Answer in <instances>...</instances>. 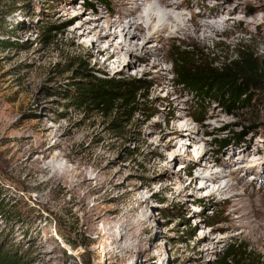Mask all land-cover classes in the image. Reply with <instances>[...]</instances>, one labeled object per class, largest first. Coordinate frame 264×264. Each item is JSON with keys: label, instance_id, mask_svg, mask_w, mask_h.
I'll return each instance as SVG.
<instances>
[{"label": "rangeland", "instance_id": "rangeland-1", "mask_svg": "<svg viewBox=\"0 0 264 264\" xmlns=\"http://www.w3.org/2000/svg\"><path fill=\"white\" fill-rule=\"evenodd\" d=\"M90 1L21 0L20 8L0 19V36L17 42L0 46V188L7 201L0 214L1 242L27 255V264H84V260L85 264H214L238 242L249 244L264 259V85L251 87L249 106L228 109L177 84L171 63L175 49L194 47L221 62L244 43L264 68V0L222 1L224 12L218 10V16L230 10L233 18L248 26L233 22L228 31L205 40L184 34L169 38L165 31L161 42L146 43L163 53L156 65L124 53L125 60L121 58L116 67L106 66L105 56L92 47L96 36L82 38L72 31L85 16L137 20L120 6L123 0ZM180 1L187 8L170 10L188 14L185 19L197 23L215 19L207 12L212 0ZM201 1L205 6L198 7ZM238 4L246 13L234 10ZM42 22L62 24L51 44L39 34ZM107 30L112 35L115 29ZM105 32L101 31L103 36ZM136 42L141 51L145 40ZM80 63L115 78L147 79L142 91L145 103L121 128L111 127L110 116L93 105L81 106L67 98L65 88L71 86L73 68ZM181 112L187 130L176 123ZM200 135L199 144L217 163L209 158L194 164L190 152H182ZM232 135L235 138L228 144L218 145L219 139ZM38 137L49 138L42 147L59 143L50 151L60 155L59 163L46 168L28 163L36 144L32 138ZM180 139L181 148L176 144ZM40 154L33 151L30 156ZM210 163L211 170L225 171L226 177L217 181L231 184L227 192L211 191L218 185L201 173L202 164ZM79 168L86 169L90 183L74 191L77 177L71 171ZM179 177V185L168 186V180ZM92 218L98 225H90ZM106 219L115 226L103 223ZM139 219L145 226H126ZM201 232L205 235L199 236ZM119 237L120 250L107 252ZM216 237L224 241L217 242ZM65 238L79 243L70 246Z\"/></svg>", "mask_w": 264, "mask_h": 264}, {"label": "trees", "instance_id": "trees-1", "mask_svg": "<svg viewBox=\"0 0 264 264\" xmlns=\"http://www.w3.org/2000/svg\"><path fill=\"white\" fill-rule=\"evenodd\" d=\"M18 1L21 0H0L1 20L21 7ZM84 1L91 3L90 0ZM61 27L62 24L42 22L39 34L46 44H51L60 33ZM12 44L17 42L0 36V46L7 47ZM172 54V72L177 84L189 89L200 99H214L228 109L249 106L251 87L264 85V68L244 43L238 44L235 54L225 57L221 62L208 58L202 50L194 47L175 49ZM72 57L67 56L69 60ZM73 72L75 74L70 79L71 86L67 85L65 88L68 92L67 98L74 104L93 105L98 108L103 114L110 116L109 124L113 128H119L123 121L126 122L145 103L146 98L142 91L148 83L141 76L115 78L100 72L98 68L94 69L88 63H80L73 68ZM234 138L235 135L219 139L218 145L224 146ZM1 194L0 188V214H3L7 201ZM58 231L61 233L59 228ZM65 239L70 246L75 247L79 243L73 238ZM89 242L81 240V243ZM26 257L27 255L18 254L12 244L2 243L0 240V264H27ZM214 264H264V259L249 244L238 242L232 244Z\"/></svg>", "mask_w": 264, "mask_h": 264}, {"label": "bare ground", "instance_id": "bare-ground-1", "mask_svg": "<svg viewBox=\"0 0 264 264\" xmlns=\"http://www.w3.org/2000/svg\"><path fill=\"white\" fill-rule=\"evenodd\" d=\"M180 0H156L158 6H154L153 1L151 0H141L140 3H135V1H128V0H123L122 4L120 5L121 7H126L125 9H129L128 13L133 15V19L135 20H129L127 23L123 21L122 17H119L117 20H110V16H103V14H97L96 17H90V16H85L84 20L76 25L74 30L72 31L73 34H76L82 38H87L90 35L96 36L95 41L92 43V47L97 48L100 53H102L105 56V62L106 66L110 67H116L118 65V62H120L121 58H124L122 60H125L124 53L125 54H130L134 55L137 57V61H143L146 65H156V60L160 59L162 60L163 58V53L158 49H151L150 46L146 45L149 41L152 39L154 41L161 42L163 40V35L162 33L167 31L169 33V38H174L177 37L178 34H184L185 36H189L192 39L195 38H201L202 40L205 39H210L212 38V35L215 33H219L222 31H228L227 27L229 24L233 22H237L238 24L242 23V28L243 26H248V24L241 22V20H237L233 18V15H230L231 11L226 10L225 14L223 16H218V10H222L224 12L223 4L222 1L224 0H212L211 2L213 3V7L211 9L207 8V12L209 16L214 17V20L211 21H206V20H201L200 23L197 22H192L191 20L185 19L183 16H187L188 14H182L179 12H173L170 9L173 8L176 10L177 8H187L186 2H179ZM155 2V3H156ZM198 7H201L202 5L205 6V2L201 1L198 3ZM201 4V5H200ZM197 7V8H198ZM83 8V6H82ZM236 11H243L246 13L244 10V6L242 5H236L234 8ZM95 11V10H94ZM93 11V12H94ZM84 12L83 10L77 12L78 14H81ZM101 13V12H98ZM127 13V12H126ZM125 13V14H126ZM140 21V22H138ZM108 28H113L115 29L113 34L110 35L108 32ZM101 31H106L104 36L102 35ZM119 38L118 41H116V38ZM139 38L144 39V45L141 48V51L139 48L137 49L136 45ZM198 40V39H197ZM101 45H105L101 48ZM154 60H150L149 57H152ZM131 64L128 62V65ZM164 74L160 72V75ZM163 76V75H162ZM158 76V78H162ZM168 84V81H167ZM162 89L166 87V85H162ZM178 100V99H177ZM185 115V112H181L179 119H177L176 123L180 125V123L183 125L182 128H185L186 130L189 129L187 127V123H183L182 117ZM178 126V125H177ZM192 130L195 131H202L200 130L199 127H193ZM183 134L184 132H180ZM196 138V137H193ZM202 139V136L200 135L196 140L192 141V146L189 147L187 146L182 152H190V155L192 158H194L196 161H193L194 164L198 163L199 161L209 160L212 162L217 163L215 159L208 153V150L203 147L202 145L199 144V140ZM32 140L36 143L34 148L30 151V154L33 151H40V156L37 157H31L30 154L27 156L26 160L28 163H30L33 167L36 168H46L52 164H57L59 163L60 155H55L51 154V150L58 146V142H53L52 144L42 147L43 144H47L49 142V138L47 137H38L36 140L35 138H32ZM172 140V139H171ZM180 139L178 141V147L181 148V141ZM172 144V143H171ZM170 145V144H169ZM168 145V146H169ZM175 148V147H174ZM173 148V149H174ZM233 152V150L231 151ZM194 155V156H193ZM240 155L238 154L237 157ZM234 156H232L233 159ZM241 158H244V154H241ZM175 156L174 159L175 160ZM212 163L209 165L207 164H201L198 167L203 168L202 175L205 176L209 182L214 183L213 185H218L215 187V189H212L211 191L222 193V192H227L228 189L231 188V184H222L218 182L217 180H221L224 176L223 174L225 173L224 170L219 171H214L211 170ZM214 164V163H213ZM183 167V166H182ZM185 167V166H184ZM241 166H238L240 168ZM189 168V166L185 167ZM195 168V167H194ZM210 170L208 171V169ZM237 168V169H238ZM74 177L76 178L74 185L72 184V189H76L77 186H87L89 185L90 181L87 179L88 173L85 168H79L74 172V170L71 171ZM198 176H200V174ZM231 174V173H230ZM202 178V177H200ZM73 179V178H72ZM71 181V180H70ZM182 179L181 177L177 179H170L168 180L167 184L168 186H176L181 183ZM194 180H191L190 184H192ZM73 183V182H72ZM191 186V185H190ZM206 186V182L202 183L201 188ZM214 187V186H213ZM183 189L179 190V193L182 192ZM138 193H141V191H138ZM234 195H231L232 197ZM85 200L84 198L81 199V202L83 203ZM86 213V212H85ZM92 217L91 214H88L86 216L87 219H90ZM103 223H106L107 225H114V223L110 222L109 219H106ZM146 222L145 220H137L135 222H128L126 223V226H145ZM91 226L98 225L97 220L95 218H92L90 221ZM123 226V225H121ZM219 229V228H217ZM214 230V229H212ZM212 233H208L209 237L212 238L213 236L211 235ZM205 235V232H201L199 236ZM220 238V237H219ZM214 240L217 242L219 241H224V239H218L216 237ZM122 241V237H119L116 239L115 244L111 248H106L107 252H114L117 253L120 250V243ZM216 241H211L214 242L216 245ZM210 242V244H212ZM213 243V244H214ZM128 252H130V249H127ZM122 260H125V257L122 256Z\"/></svg>", "mask_w": 264, "mask_h": 264}]
</instances>
